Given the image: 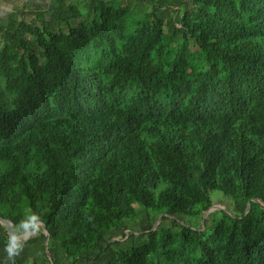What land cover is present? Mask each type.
<instances>
[{
  "label": "trees",
  "instance_id": "trees-1",
  "mask_svg": "<svg viewBox=\"0 0 264 264\" xmlns=\"http://www.w3.org/2000/svg\"><path fill=\"white\" fill-rule=\"evenodd\" d=\"M66 2L33 8L40 25L26 11L0 24V219L37 232L15 264H264V0H157L139 17L88 0L78 27ZM181 3L164 29L161 8ZM226 180L246 237L203 219ZM134 204L164 215L131 232Z\"/></svg>",
  "mask_w": 264,
  "mask_h": 264
},
{
  "label": "rangeland",
  "instance_id": "rangeland-1",
  "mask_svg": "<svg viewBox=\"0 0 264 264\" xmlns=\"http://www.w3.org/2000/svg\"><path fill=\"white\" fill-rule=\"evenodd\" d=\"M87 1L88 0H67V4L72 5L78 15L73 16V19L70 21V24L72 27H78L82 23V16L87 12ZM157 0H117V3L115 4V7H117L118 4L120 5H126L129 4L132 11L135 13L136 17H139L143 15L144 13H150L152 11L153 3H155ZM119 2V3H118ZM182 7L183 3L180 4V8L173 7V6H167L164 8H161L160 10V19L163 23L164 29H167L171 24H175L178 22V20L181 17L182 13ZM26 16H22L23 21L30 25H40L36 21V14L35 12H32V10L24 12ZM21 17L17 18V22H21ZM8 21L7 19H4L2 24H5ZM57 32H61L65 35H67V28L64 26H61L57 29ZM3 47V41L0 38V51ZM97 52L95 50L93 51H85L83 52V55L80 56V59H89ZM3 84H4V78L0 72V90H3ZM6 102H8V97L4 95L3 98ZM6 168V165L4 163H0V173H2ZM208 195L210 200L213 203L212 211H210L207 215L212 214L213 220L216 223H222L224 226L226 232L228 235L232 237H237L239 235L247 236L250 233L249 226L246 221L242 222L241 219L234 218V216L231 213V206L232 202L238 198L239 196V190L235 183L232 181H223L218 185H214L209 188ZM261 205L264 207V203L261 202ZM133 209L135 211V218L129 222H127V226L129 228V231L135 232L137 234H141V227L142 225H146L148 223H151L153 221L158 222V220L164 215L163 210H152V211H146L141 205L134 204ZM204 215V214H203ZM230 216V217H229ZM98 219L102 223V230L103 231H110L114 230L116 228V223L114 221L113 214L108 210H100L97 213ZM229 218H232V220H229ZM185 223L195 229L203 230V221L201 219H193V218H187L185 220ZM36 228L43 226L41 224H35ZM127 232V231H126ZM36 236L37 232L30 233V236ZM26 241V235L22 238H17L16 242H23Z\"/></svg>",
  "mask_w": 264,
  "mask_h": 264
},
{
  "label": "crops",
  "instance_id": "crops-1",
  "mask_svg": "<svg viewBox=\"0 0 264 264\" xmlns=\"http://www.w3.org/2000/svg\"><path fill=\"white\" fill-rule=\"evenodd\" d=\"M53 0H0V24L10 15L37 7L46 10Z\"/></svg>",
  "mask_w": 264,
  "mask_h": 264
},
{
  "label": "water",
  "instance_id": "water-1",
  "mask_svg": "<svg viewBox=\"0 0 264 264\" xmlns=\"http://www.w3.org/2000/svg\"><path fill=\"white\" fill-rule=\"evenodd\" d=\"M248 209V206L246 208V210ZM213 208H210L207 212L204 213L203 215V219L206 218L207 214L212 211ZM160 220V219H159ZM158 220V222H159ZM158 222L156 223V225L158 224ZM0 224L3 225L7 231H8V236H9V240H10V259H11V264H15V243L17 241V238L14 236V233H13V230H12V223H10L9 221H6V220H2L0 219ZM36 224H40V223H36ZM30 233H31V230H29L27 233H26V241L29 239L30 237ZM44 233H45V236H46V241H45V246H46V242L48 240V233L46 230H44ZM50 259V257H49Z\"/></svg>",
  "mask_w": 264,
  "mask_h": 264
}]
</instances>
